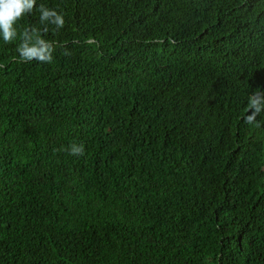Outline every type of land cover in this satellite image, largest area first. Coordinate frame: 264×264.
<instances>
[{"label": "trees", "instance_id": "trees-1", "mask_svg": "<svg viewBox=\"0 0 264 264\" xmlns=\"http://www.w3.org/2000/svg\"><path fill=\"white\" fill-rule=\"evenodd\" d=\"M40 3L52 63L0 38V264H264V0Z\"/></svg>", "mask_w": 264, "mask_h": 264}, {"label": "clouds", "instance_id": "clouds-1", "mask_svg": "<svg viewBox=\"0 0 264 264\" xmlns=\"http://www.w3.org/2000/svg\"><path fill=\"white\" fill-rule=\"evenodd\" d=\"M39 13V23L42 28L29 27L22 32L18 31L17 25L26 16L33 12ZM65 15L55 8H48L43 3L37 8V0H0V38L5 43H13L19 37L21 43L17 47L19 59L22 62L33 60L40 63L50 64L54 61L56 50L53 41L45 39L49 32V26H53V31H58L65 27ZM87 43H92L91 40ZM251 111V114H248ZM246 115L243 117L244 123L259 127L257 116L264 113V92L257 89L248 95ZM70 155L83 156L85 148L81 145L72 144Z\"/></svg>", "mask_w": 264, "mask_h": 264}]
</instances>
